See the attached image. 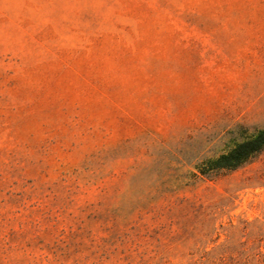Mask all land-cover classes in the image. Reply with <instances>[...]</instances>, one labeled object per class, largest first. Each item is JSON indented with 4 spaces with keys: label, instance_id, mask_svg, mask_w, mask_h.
<instances>
[{
    "label": "rangeland",
    "instance_id": "rangeland-1",
    "mask_svg": "<svg viewBox=\"0 0 264 264\" xmlns=\"http://www.w3.org/2000/svg\"><path fill=\"white\" fill-rule=\"evenodd\" d=\"M264 0H0V264H264Z\"/></svg>",
    "mask_w": 264,
    "mask_h": 264
},
{
    "label": "trees",
    "instance_id": "trees-1",
    "mask_svg": "<svg viewBox=\"0 0 264 264\" xmlns=\"http://www.w3.org/2000/svg\"><path fill=\"white\" fill-rule=\"evenodd\" d=\"M264 154V130L255 132L234 144L214 159H206L196 167V177L211 180L221 172L237 171Z\"/></svg>",
    "mask_w": 264,
    "mask_h": 264
}]
</instances>
